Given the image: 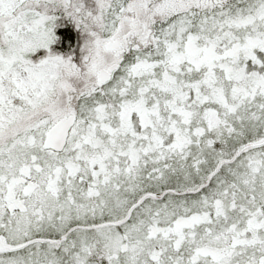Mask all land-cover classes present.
<instances>
[{
	"label": "snow or ice",
	"instance_id": "1",
	"mask_svg": "<svg viewBox=\"0 0 264 264\" xmlns=\"http://www.w3.org/2000/svg\"><path fill=\"white\" fill-rule=\"evenodd\" d=\"M0 264H264V0H0Z\"/></svg>",
	"mask_w": 264,
	"mask_h": 264
}]
</instances>
